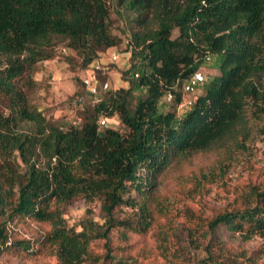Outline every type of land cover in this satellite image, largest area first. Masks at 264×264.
Instances as JSON below:
<instances>
[{"label":"trees","instance_id":"16d2710c","mask_svg":"<svg viewBox=\"0 0 264 264\" xmlns=\"http://www.w3.org/2000/svg\"><path fill=\"white\" fill-rule=\"evenodd\" d=\"M114 5L129 26L131 68L124 73L131 83L110 86L100 102L81 108L79 124H65L32 106L35 82L28 75L38 61L55 56L57 42L78 52L83 67L118 45L108 0H0L3 253L53 257L57 264H126L113 237L126 243L167 216L172 197L160 190L169 175L199 155H217L190 176L187 196L196 195L223 177L251 133L250 114L264 115V0ZM211 56L220 74L205 77L203 92L183 104L185 83ZM115 117L124 130L110 126ZM78 198L99 201L102 221L87 217L80 228L71 226L65 213ZM191 223L195 251L180 264H264V246L248 250L225 239L264 238L263 183L249 184ZM199 232L204 242L195 238ZM170 234L177 236L174 228ZM99 241L104 253L93 248ZM158 241L165 246L169 238L159 231Z\"/></svg>","mask_w":264,"mask_h":264},{"label":"rangeland","instance_id":"374dc122","mask_svg":"<svg viewBox=\"0 0 264 264\" xmlns=\"http://www.w3.org/2000/svg\"><path fill=\"white\" fill-rule=\"evenodd\" d=\"M108 2L111 7L112 30L120 39L118 45L100 52L88 66L83 67L82 57L78 52L69 48L65 41L57 42L54 46L55 56L38 61L29 73V79L35 82L28 94L29 101L33 107L42 110L48 118L60 119L65 124H79L81 117L78 112L81 108L98 103H93L85 92L86 88L80 82L85 70L96 61L100 60L106 67V71L99 76L101 82L109 81L113 89L130 85L131 74L124 73L131 68L130 52L127 49L129 26L124 16L116 11L114 0ZM112 52L119 54L115 62L110 61ZM214 60L215 57L211 56V59L206 60L199 69L206 79L220 74ZM202 92L203 85L199 86L195 95ZM77 96L87 98L86 103L73 104ZM167 106L170 107V102H167ZM109 124L124 130V126L116 117L111 118ZM250 125V135L247 136L242 147L233 151L221 179L204 183L202 191L194 196H187L189 193L186 190L192 186V182L189 181L190 176L200 167L215 163L217 159V155L197 156L181 166L177 172L169 175L162 184L160 193L171 196L173 205L168 210L167 216L161 218L153 230L146 235L132 234L126 243L114 235L113 242L122 246L118 254L126 257V264H180L195 251L192 243L188 242L190 236L187 227L192 226L191 217L209 215L213 208L227 205L237 192L246 189L251 183L264 184V115L256 118L250 114ZM101 215L102 208L99 201L87 202L83 198H78L67 206L65 218L71 226L80 228L79 224L85 218L93 217L102 221ZM171 228L175 229L177 236L170 234ZM159 231L169 238L168 245L159 246ZM19 232L24 233L25 230L19 229ZM26 235H29L27 230ZM197 235L199 236L195 238L204 242L202 233L199 232ZM225 239L234 247L248 250L264 246V238L258 235L249 240H244L240 234L226 235ZM93 248L98 253H104L106 250L103 241L95 243ZM0 264H57V262L53 257L32 258L25 254L15 256L0 251Z\"/></svg>","mask_w":264,"mask_h":264},{"label":"built area","instance_id":"2783aa9c","mask_svg":"<svg viewBox=\"0 0 264 264\" xmlns=\"http://www.w3.org/2000/svg\"><path fill=\"white\" fill-rule=\"evenodd\" d=\"M119 58V54L117 52H112L110 55V61L115 62ZM209 59V57L207 58ZM106 71V67L102 64V62L96 61L95 63L91 64L90 67H88L85 70V74L82 77V82L86 90L88 91L89 97L92 99L93 103L100 102L101 101V95L104 91L108 90L110 87L109 81H100V74L104 73ZM135 77L139 76V72L134 73ZM205 76L198 70L196 71L191 78L185 83L184 85V100L183 104H191L192 98H190V95L195 94L197 89L199 88V85L204 81ZM87 98L84 96H77L73 100V104H84L86 103ZM101 124H105L106 120L105 118H102L100 120ZM76 123V122H75Z\"/></svg>","mask_w":264,"mask_h":264}]
</instances>
